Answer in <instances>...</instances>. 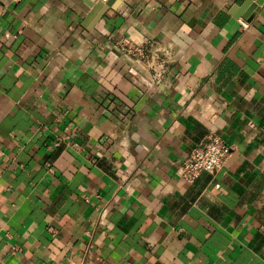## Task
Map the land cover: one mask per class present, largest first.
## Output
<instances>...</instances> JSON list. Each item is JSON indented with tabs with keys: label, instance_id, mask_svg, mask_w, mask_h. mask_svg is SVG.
<instances>
[{
	"label": "crops",
	"instance_id": "obj_1",
	"mask_svg": "<svg viewBox=\"0 0 264 264\" xmlns=\"http://www.w3.org/2000/svg\"><path fill=\"white\" fill-rule=\"evenodd\" d=\"M244 1L0 0V264H264V1ZM123 38L156 43L159 83ZM211 132L231 157L188 183Z\"/></svg>",
	"mask_w": 264,
	"mask_h": 264
},
{
	"label": "built area",
	"instance_id": "obj_2",
	"mask_svg": "<svg viewBox=\"0 0 264 264\" xmlns=\"http://www.w3.org/2000/svg\"><path fill=\"white\" fill-rule=\"evenodd\" d=\"M107 2L108 0H100ZM248 24L243 22V27ZM8 38L14 37L8 34ZM116 49L131 58L134 62L144 64L151 71V81L159 83L162 77V64L156 65L159 48L156 43L146 40L142 43H135L128 38H123L116 43ZM231 148L216 133L211 132L206 140L193 148L187 158L180 166L182 178L193 183L202 173L213 174L220 170L231 157Z\"/></svg>",
	"mask_w": 264,
	"mask_h": 264
},
{
	"label": "water",
	"instance_id": "obj_3",
	"mask_svg": "<svg viewBox=\"0 0 264 264\" xmlns=\"http://www.w3.org/2000/svg\"><path fill=\"white\" fill-rule=\"evenodd\" d=\"M264 0H245L241 6H235L232 14L238 18L248 19L251 14L263 3ZM101 8V4H98L94 9L90 18Z\"/></svg>",
	"mask_w": 264,
	"mask_h": 264
}]
</instances>
